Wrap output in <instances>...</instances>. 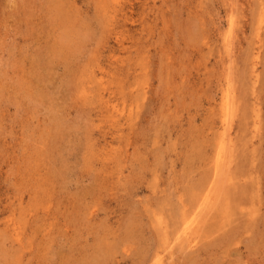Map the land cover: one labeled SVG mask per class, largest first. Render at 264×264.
Segmentation results:
<instances>
[{
    "label": "rangeland",
    "instance_id": "1",
    "mask_svg": "<svg viewBox=\"0 0 264 264\" xmlns=\"http://www.w3.org/2000/svg\"><path fill=\"white\" fill-rule=\"evenodd\" d=\"M150 262L264 264V0H0V264Z\"/></svg>",
    "mask_w": 264,
    "mask_h": 264
},
{
    "label": "bare ground",
    "instance_id": "2",
    "mask_svg": "<svg viewBox=\"0 0 264 264\" xmlns=\"http://www.w3.org/2000/svg\"><path fill=\"white\" fill-rule=\"evenodd\" d=\"M236 4V3H235ZM262 12V11H261ZM66 35V34H65ZM63 40H64V38H63ZM68 40V39H67ZM64 42H66V41H64ZM71 42V41H70ZM80 51V50H79ZM225 52V51H224ZM61 53V52H60ZM64 53V52H63ZM65 53H67V52H65ZM257 54V53H256ZM260 55V54H259ZM249 57V56H248ZM233 58V57H232ZM246 58V57H245ZM225 60V59H224ZM249 66V65H248ZM247 66V67H248ZM224 71V70H223ZM228 75V74H227ZM232 75V74H231ZM250 76H251V74H250ZM254 78V77H253ZM219 83V82H218ZM227 84V83H226ZM225 89V88H224ZM216 90V89H215ZM245 90V89H244ZM246 93V92H245ZM230 95V94H229ZM232 100V99H231ZM246 100V99H245ZM253 102V101H252ZM248 104V103H247ZM229 105V104H228ZM227 105V106H228ZM239 107V106H238ZM243 108V107H242ZM244 111V110H243ZM246 111V110H245ZM229 112V111H228ZM238 113V112H237ZM242 113V112H241ZM238 115V114H237ZM245 115H246V113H245ZM217 116V115H216ZM215 117V116H214ZM261 117V116H260ZM219 118V117H218ZM233 118V117H232ZM249 119V118H248ZM215 123V122H214ZM239 124V123H238ZM232 126V125H231ZM260 128V127H259ZM225 129V128H224ZM242 130H243V128H242ZM245 130V129H244ZM240 133V132H239ZM238 133V134H239ZM241 134V133H240ZM235 135V134H234ZM246 135V134H245ZM214 136H216V135H214ZM238 137V136H237ZM232 139V138H231ZM237 140V139H236ZM237 143V142H236ZM239 145V144H238ZM242 145V144H241ZM219 147V146H218ZM225 147H227V146H225ZM242 147V146H241ZM227 149V148H226ZM225 163V162H224ZM227 163H229V162H227ZM231 163H232V161H231ZM219 166V165H218ZM220 167V166H219ZM224 167V166H223ZM226 167V166H225ZM225 167H224V169H225ZM241 170V169H240ZM219 171V170H218ZM221 171V170H220ZM231 171V170H230ZM233 171V170H232ZM236 171V170H235ZM229 172V171H228ZM224 174V173H223ZM231 174V173H230ZM208 175V174H207ZM219 175V174H218ZM225 175V174H224ZM235 176H237V175H235ZM215 178V177H214ZM202 180V179H201ZM200 180V181H201ZM237 180H239L238 179V177H237ZM214 181V180H213ZM218 181V180H217ZM216 181V182H217ZM227 181V180H226ZM215 182V181H214ZM223 182V181H222ZM242 182V181H241ZM207 183H208V181H207ZM226 183V182H225ZM200 184H201V182H200ZM206 184V183H205ZM216 184V183H215ZM227 184V183H226ZM199 185V184H198ZM207 185V184H206ZM205 185V186H206ZM236 185V184H235ZM202 186V185H201ZM208 186V185H207ZM207 186H206V188H207ZM211 186V185H210ZM221 186V185H220ZM223 186H224V184H223ZM193 187H196V186H193ZM197 188V187H196ZM195 188V192H197V193H199L201 190L200 189H196ZM201 188V187H200ZM203 189H206V188H204V187H202ZM201 188V189H202ZM212 188V187H211ZM214 188V187H213ZM208 189H210V187L208 188ZM207 189V190H208ZM227 189V188H226ZM234 189V188H233ZM206 190V191H207ZM209 192V191H208ZM222 192V191H221ZM207 193V192H206ZM205 192L203 193V195L204 194H206ZM200 194V193H199ZM211 194V193H210ZM195 195V194H194ZM209 195V194H208ZM221 195V194H220ZM227 195H229L230 196V199H228V201H225L223 204H224V206L225 207H227L226 209H228L229 211L234 207V205L238 202V200H241V194H239V193H235L234 191L232 192V191H230V193L229 194H227ZM244 195V194H243ZM251 195H252V192H251ZM192 196V195H191ZM200 196V195H199ZM210 196V195H209ZM217 196V195H216ZM228 196V197H229ZM197 197V196H196ZM206 197V196H205ZM208 197V196H207ZM213 197V196H212ZM193 198H195V196L193 197ZM224 198V197H223ZM225 199V198H224ZM190 200H192V199H190ZM194 200V199H193ZM203 200V199H202ZM206 199H204L203 200V202L205 201ZM212 200H213V198H212ZM217 200V199H216ZM223 200V199H222ZM199 201V200H198ZM201 201V200H200ZM195 202V201H194ZM202 201H201V203H203ZM180 203H181V201H180ZM191 203V202H190ZM193 203V202H192ZM197 200H196V202H195V204L197 205ZM200 203V202H199ZM205 203H207V202H205ZM215 203H217V202H215ZM219 203V202H218ZM189 204V203H188ZM211 204V203H210ZM213 204V203H212ZM223 204H222V206H223ZM215 205V204H214ZM184 206H187V204L186 205H184ZM191 206V205H190ZM202 206V205H201ZM206 206V205H205ZM208 206V205H207ZM206 206V207H207ZM212 206V205H211ZM219 206V205H218ZM220 206H221V203H220ZM221 206V207H222ZM191 207H193V206H191ZM198 207V206H197ZM203 207V206H202ZM201 207V208H202ZM214 207V206H213ZM220 207V208H221ZM188 208V207H187ZM193 208H195V206L193 207ZM204 208V207H203ZM202 208V209H203ZM183 209V208H182ZM181 209V210H182ZM189 210H190V208H189ZM195 210V209H194ZM222 210V209H221ZM225 210V209H224ZM183 211V210H182ZM185 211V210H184ZM184 211H183V213H184ZM218 211H219V209H218ZM188 212V211H187ZM190 212V211H189ZM196 212V211H195ZM197 212H199V209H198V211ZM196 212V213H197ZM202 212V211H201ZM201 212H199V213H201ZM216 212H217V210H216ZM173 213V212H172ZM219 213H221V211L219 212ZM195 214V213H194ZM193 214V211L191 212V215H194ZM208 214V213H207ZM210 214H212L211 212H210ZM218 214V213H217ZM229 214V213H228ZM198 215V214H197ZM216 215V214H215ZM227 215V214H226ZM230 215V214H229ZM172 216L174 217V222H173V224H176V225H180L181 224V222L180 221H178V218H184V215L183 214H181V213H179V212H174L172 215H171V217L170 218H172ZM196 216V215H195ZM218 217H219V215H218ZM218 217H216V218H218ZM194 219V218H193ZM197 219H199V218H197ZM184 220V219H183ZM222 220V219H221ZM229 220V219H228ZM227 220V221H228ZM188 221V220H187ZM212 221H214V220H212ZM224 221V220H223ZM163 222V221H162ZM190 222V221H189ZM192 222V221H191ZM231 222V221H230ZM161 223V222H160ZM169 223V222H168ZM217 223H219V222H217ZM209 224H210V222H209ZM185 225V224H184ZM218 225V224H217ZM222 225V224H221ZM225 225H226V223H225ZM193 226V225H192ZM200 226V225H199ZM201 226H203V225H201ZM213 226V228L215 227V225H212ZM168 227V226H167ZM169 227H170V225H169ZM182 227V226H181ZM204 227V226H203ZM209 227V226H208ZM207 227V228H208ZM210 227H211V225H210ZM164 228V227H163ZM185 228V227H184ZM195 228V227H194ZM202 228V227H201ZM206 228V230H208ZM218 228V227H217ZM198 229V228H197ZM200 229V228H199ZM198 229V230H199ZM163 230V229H162ZM180 230H182V229H180ZM188 230H190L189 228H188ZM205 230V231H206ZM184 231V230H183ZM187 231V230H186ZM174 232V231H173ZM181 232V231H180ZM190 232V231H189ZM199 232V231H198ZM188 233V232H187ZM232 234V233H231ZM180 235H183V234H180ZM188 235H190V234H188ZM201 235V234H200ZM206 235V234H205ZM208 235V234H207ZM210 235V234H209ZM211 236V235H210ZM206 237V236H205ZM188 239H191L190 237L188 238ZM193 239V238H192ZM195 240V239H194ZM197 240V239H196ZM190 241V240H189ZM187 242H188V240H187ZM192 242H193V240H192ZM191 243V242H190ZM188 244H189V242H188ZM191 246H192V244H191ZM197 247V246H196ZM186 248V247H185ZM182 249V248H181ZM190 250V249H189ZM192 250V249H191ZM166 251V250H165ZM199 251H201L200 249H199ZM156 253V252H155ZM155 253H154V255H155ZM187 253V252H186ZM182 254V253H181ZM158 257V256H157ZM190 257V256H189ZM159 258V257H158ZM161 258V257H160ZM159 258V259H160ZM188 258V257H187ZM191 258V257H190ZM149 260V259H148ZM151 260V259H150ZM162 260V259H161ZM188 261H189V259H187ZM195 260V259H194ZM153 261V260H152ZM157 261V260H156ZM178 261V260H177ZM181 261V260H180ZM151 263V262H150ZM159 263V262H158ZM191 263V262H190ZM152 264V263H151ZM188 264H189V262H188Z\"/></svg>",
    "mask_w": 264,
    "mask_h": 264
}]
</instances>
